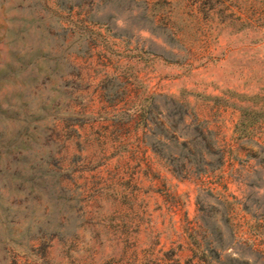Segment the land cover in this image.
Here are the masks:
<instances>
[{"label": "rangeland", "instance_id": "1", "mask_svg": "<svg viewBox=\"0 0 264 264\" xmlns=\"http://www.w3.org/2000/svg\"><path fill=\"white\" fill-rule=\"evenodd\" d=\"M0 264H264V0H0Z\"/></svg>", "mask_w": 264, "mask_h": 264}]
</instances>
